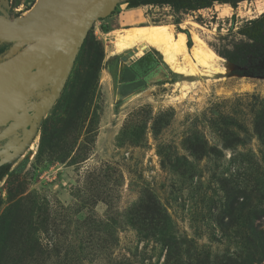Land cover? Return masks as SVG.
<instances>
[{"label":"rangeland","instance_id":"obj_1","mask_svg":"<svg viewBox=\"0 0 264 264\" xmlns=\"http://www.w3.org/2000/svg\"><path fill=\"white\" fill-rule=\"evenodd\" d=\"M35 1L0 3L10 18H21ZM128 1L95 22L77 56L93 52L98 61L70 157L50 159L39 130L3 172L0 220L26 199L37 203L28 215L34 248L18 263L264 264L262 251L246 246L252 225L264 230V75L224 57L242 40L238 29L257 19L244 14L255 1L228 4L227 17L217 12L225 5L219 2L179 11ZM150 26L185 35L190 49L198 36L221 59L188 78L155 47L109 56L114 31ZM68 138L62 146L71 145ZM149 194L160 204L158 223L145 211ZM107 217L114 227L82 226ZM103 234L114 248L101 259L89 241Z\"/></svg>","mask_w":264,"mask_h":264},{"label":"water","instance_id":"obj_2","mask_svg":"<svg viewBox=\"0 0 264 264\" xmlns=\"http://www.w3.org/2000/svg\"><path fill=\"white\" fill-rule=\"evenodd\" d=\"M122 0H54L29 19L0 14V43H10L0 62V139L23 131L1 153L0 166L23 154L60 99L82 45L98 20L113 14ZM37 102H31V99Z\"/></svg>","mask_w":264,"mask_h":264},{"label":"trees","instance_id":"obj_3","mask_svg":"<svg viewBox=\"0 0 264 264\" xmlns=\"http://www.w3.org/2000/svg\"><path fill=\"white\" fill-rule=\"evenodd\" d=\"M244 1L255 0H130L128 4L131 8H137L142 5L170 6L179 11H196L209 8L216 2L230 4L235 8L237 4ZM237 33L242 37V40L236 43L231 51H227L224 54L225 59L228 63L240 68L254 67L259 74L264 75V14L257 19L247 21L238 29ZM96 60L93 52L91 54L87 52L85 56L82 55L76 59L72 73L64 88L65 93L58 101L52 118L43 120L39 128L42 131V144L46 147L50 159L64 160V158H69L79 140L76 127L81 123L79 122V117L85 104L84 98L92 86L88 80L91 79L94 71L97 70ZM71 125H73L75 131L73 134L67 133ZM67 136L69 140L70 137L72 140L69 147L67 145L62 146L63 143L66 144L65 138ZM2 177L3 174L0 175V181ZM27 200H29L27 204L25 201L22 204H16L0 220V264H19L18 262L25 256L26 247L31 245L32 247L30 248H34L31 243L33 234L32 220L28 215L33 214L37 203L30 199ZM144 202L146 214L150 217L151 222H160L162 213L159 212L161 211L159 202L150 194ZM82 226L89 230L95 227L103 229L114 227V222L108 217L106 220L99 221L86 218ZM109 238L111 237L103 234V237L97 238L96 243L93 244V236L90 239L91 241H89L91 247L97 248L96 251H99L101 259L108 256L114 248L108 241ZM248 239L246 241L247 248L249 250L253 249L252 251H262L264 255V230L256 229L252 225ZM164 246L169 247L167 241H165ZM74 252L76 253V251ZM103 254L105 255L103 256ZM250 259L253 260V256Z\"/></svg>","mask_w":264,"mask_h":264},{"label":"bare ground","instance_id":"obj_4","mask_svg":"<svg viewBox=\"0 0 264 264\" xmlns=\"http://www.w3.org/2000/svg\"><path fill=\"white\" fill-rule=\"evenodd\" d=\"M53 1L54 0H36L26 15L18 20L23 22L29 19ZM216 10L220 17H227L233 8L225 4L217 7ZM244 14L251 15L252 18H259L264 14V0H255L253 8L248 9ZM111 37L112 48L107 52L109 56L130 52L133 53L132 51L135 50H137V55H139L143 53L142 51H144V49L150 48L155 50V47L169 54L172 65L176 71H178V75L188 78L202 77V69L212 70L215 68L214 63H216V60L221 59L198 36H195L194 46L190 49L187 45L185 35L180 34L179 38H176L173 32L164 26L144 27L128 30L126 33L116 30L112 33Z\"/></svg>","mask_w":264,"mask_h":264},{"label":"flooded vegetation","instance_id":"obj_5","mask_svg":"<svg viewBox=\"0 0 264 264\" xmlns=\"http://www.w3.org/2000/svg\"><path fill=\"white\" fill-rule=\"evenodd\" d=\"M0 6L2 7V8H4L5 9V7L3 6V4L2 3H0ZM118 6V5H117ZM1 14V13H0ZM8 50H9V47L6 45V43H0V62H2L3 60H5L6 58V55L8 54ZM31 102H37L36 101V99H34V98H32L31 99ZM6 127H7V125L6 126H0V134L6 129ZM23 135H24V133H23V131H18V132H16V133H14V134H12V135H10V136H8V137H5V138H1L0 139V157H1V153L3 152V151H5V150H7L8 149V147L12 144V143H14V142H16V141H19V140H21L22 139V137H23ZM30 147V146H29ZM28 147V148H29ZM28 148H27V150H28ZM26 150V151H27ZM25 151V152H26ZM24 154V153H23ZM23 154H21L16 160H14L13 162H16ZM13 162H11V163H6V164H3V165H1L0 166V175L1 174H3V176H4V171L6 170V168L9 166V165H11ZM2 179H3V177H2ZM1 179V180H2ZM1 182V181H0Z\"/></svg>","mask_w":264,"mask_h":264}]
</instances>
